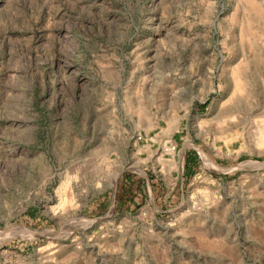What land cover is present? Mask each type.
I'll return each instance as SVG.
<instances>
[{
	"label": "rangeland",
	"instance_id": "rangeland-1",
	"mask_svg": "<svg viewBox=\"0 0 264 264\" xmlns=\"http://www.w3.org/2000/svg\"><path fill=\"white\" fill-rule=\"evenodd\" d=\"M0 264H264V0H0Z\"/></svg>",
	"mask_w": 264,
	"mask_h": 264
},
{
	"label": "bare ground",
	"instance_id": "bare-ground-1",
	"mask_svg": "<svg viewBox=\"0 0 264 264\" xmlns=\"http://www.w3.org/2000/svg\"><path fill=\"white\" fill-rule=\"evenodd\" d=\"M249 107H251L250 110H252V105H249Z\"/></svg>",
	"mask_w": 264,
	"mask_h": 264
}]
</instances>
